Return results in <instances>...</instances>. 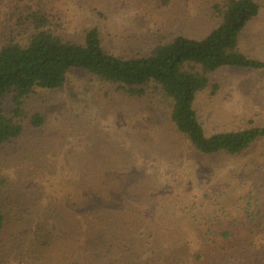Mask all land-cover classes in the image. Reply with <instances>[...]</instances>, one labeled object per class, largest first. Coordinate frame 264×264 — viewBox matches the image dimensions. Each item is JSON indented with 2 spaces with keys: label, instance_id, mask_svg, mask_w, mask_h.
Here are the masks:
<instances>
[{
  "label": "rangeland",
  "instance_id": "1",
  "mask_svg": "<svg viewBox=\"0 0 264 264\" xmlns=\"http://www.w3.org/2000/svg\"><path fill=\"white\" fill-rule=\"evenodd\" d=\"M212 2L170 0L168 6H162L161 0H55V6L62 10L59 14L68 22L70 37L80 41L86 29L97 27L109 48L134 54L148 52L160 35L169 32L204 37L217 25ZM260 4L258 17L249 22L239 36L238 48L247 56L264 60V0H260ZM122 5L126 6L115 12ZM9 32L2 33L0 27L1 35L10 37ZM208 90L215 99L209 100L202 93L196 101L207 134L237 124L239 118L249 115L258 114L259 123L264 125L263 70L222 67L214 75ZM32 96L27 101L28 107L37 105L46 117L43 139L47 147L36 151L29 144L25 149L31 155L22 158L16 155L15 161L3 162L8 180L4 182L1 201L11 209L15 231L27 234L45 218L55 232L68 231L71 244L59 241L35 259L24 255L22 264H63L64 257L67 264H105L92 245L87 244L93 239L88 225L84 220L73 222L75 206L72 210L71 206L85 193H98L106 198L112 194L118 197L120 193L123 194L122 201L127 202L126 189L135 192V187L126 186L122 179L132 173L143 183V179H147L155 190L160 189V199H164L151 210L147 209L149 207L140 209V221H135L141 228L139 232L151 236L147 245L138 243L134 250L141 252V264H264V239L243 236L206 245L192 217L195 214L205 219L208 211L200 207L201 198L196 207L191 202L194 197L188 201L183 199L184 194L178 193L200 194L208 185L216 190L223 189L224 197L243 191L244 181L227 176L237 172L240 163L246 167L244 163L252 161L249 154L241 158H201L156 145L161 126L157 123L143 130L142 123L144 116L153 113L163 117L168 112L163 97L156 93L145 99H133L82 69L69 73L63 87L37 90ZM118 118L124 122L119 123ZM59 127L61 134H57ZM101 138L106 141L97 143ZM114 143L115 147L111 149ZM87 145H94L92 153L88 152ZM113 149L114 152L109 153ZM35 153L37 155L32 156ZM108 171L109 175L106 174ZM105 177L110 181L108 191L102 186ZM247 183H250L249 178ZM118 185L123 187L117 188ZM138 204L134 201V205ZM85 206L82 204L76 210ZM200 210H204V214ZM88 222L91 223L89 227L95 226L94 220L88 219ZM122 225L116 224L115 220L103 224L109 229L103 240L114 243L115 249L125 245L117 240L121 238L119 228H124ZM97 228L102 229V223ZM30 238L31 234L22 242L23 254L34 250ZM54 242L56 240L50 245ZM109 249L103 248L101 252L105 254Z\"/></svg>",
  "mask_w": 264,
  "mask_h": 264
},
{
  "label": "trees",
  "instance_id": "2",
  "mask_svg": "<svg viewBox=\"0 0 264 264\" xmlns=\"http://www.w3.org/2000/svg\"><path fill=\"white\" fill-rule=\"evenodd\" d=\"M212 1L217 25L211 27L204 37L169 32L160 35L148 52L129 54L109 48L97 27L86 29L80 41L70 37L68 22L64 15L59 14L62 10L57 9L55 0H0L1 31L4 34L10 31L11 34L10 37L0 34V264H13L15 261L22 264L24 255L35 259L44 249H50L59 241L71 244L68 231L55 232L45 218L27 234L15 231L11 209L1 201V196L4 182L8 180L3 162L7 164L15 161L17 156L31 155L25 149L29 144L36 151L47 147L43 139L46 117L37 105L29 108L27 101L37 90L63 87L69 73L75 69L94 74L103 84L133 99H145L159 93L168 105V112L163 117H156L153 113L144 116L142 123L143 130L157 123L161 126L159 130L162 131L156 135V145L193 153L201 158H241L249 154L252 161L249 164L246 161V167L240 163L238 171L227 176L244 181L243 191L224 197L223 189L216 190L208 185L200 194L178 193L184 194L183 199L188 201L194 197L191 202L196 207L201 198L200 207H204L208 214L205 219L194 214L192 220L206 245L214 244L216 240L229 242L243 236L264 239V125L259 123L258 114L249 115L239 118L237 124L207 134L196 108V101L202 93L209 100L215 99L208 86L222 67L264 71V60L247 56L238 48L239 36L246 25L258 17L261 4L260 0ZM169 4L170 0H161L162 6ZM125 6L116 8L115 12ZM99 14L103 15L100 11ZM14 33L18 36H13ZM61 133L62 128L59 127L57 134ZM101 139L97 143L106 141ZM94 145H87L88 152L92 153ZM114 147L115 143L111 149ZM106 174L109 175V171ZM107 178L102 179L106 191L111 187ZM248 178L250 183H247ZM143 180L144 183L133 173L122 179L126 186L135 187V192L126 189L127 202L122 201L123 194L120 193L118 197L112 194L107 198L98 193H85L71 206V210L75 206L73 222L84 220L88 225L93 239L87 244L92 245L105 264H141V252L134 250L138 243L147 245L151 236L144 231L139 232L141 228L135 221H140L145 207L151 210L164 200L160 199V189L155 190L147 179ZM120 186L123 187L118 185L117 188ZM134 201L140 204L136 206ZM82 204L86 206L76 210ZM200 211L204 214V210ZM88 219L94 220L95 226L89 227ZM111 220L124 227L119 228L122 233L117 240L125 242V245H119L117 249L114 243L103 240L109 231L108 225L103 227V224ZM99 223H102L100 230L97 228ZM77 227L80 229L81 225ZM30 234L34 250L23 254L22 242ZM54 240L56 242L50 245ZM107 247L111 249L103 254L101 250ZM67 263L64 257L63 264Z\"/></svg>",
  "mask_w": 264,
  "mask_h": 264
}]
</instances>
